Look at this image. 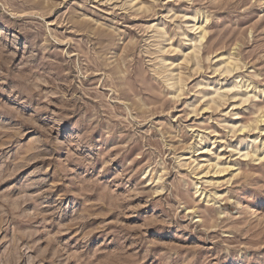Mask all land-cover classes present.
<instances>
[{"label": "rangeland", "instance_id": "rangeland-1", "mask_svg": "<svg viewBox=\"0 0 264 264\" xmlns=\"http://www.w3.org/2000/svg\"><path fill=\"white\" fill-rule=\"evenodd\" d=\"M0 264H264V0H0Z\"/></svg>", "mask_w": 264, "mask_h": 264}, {"label": "bare ground", "instance_id": "bare-ground-1", "mask_svg": "<svg viewBox=\"0 0 264 264\" xmlns=\"http://www.w3.org/2000/svg\"><path fill=\"white\" fill-rule=\"evenodd\" d=\"M229 60V59H228ZM229 63V62H228ZM231 63V62H230ZM221 68V67H220ZM218 70H219V68H218ZM223 72V71H222ZM226 73V72H225Z\"/></svg>", "mask_w": 264, "mask_h": 264}]
</instances>
